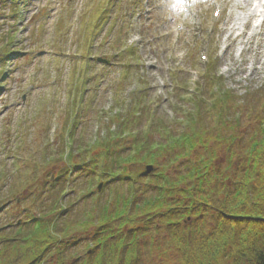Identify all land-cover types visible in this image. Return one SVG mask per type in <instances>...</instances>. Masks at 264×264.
<instances>
[{"label": "rangeland", "instance_id": "obj_1", "mask_svg": "<svg viewBox=\"0 0 264 264\" xmlns=\"http://www.w3.org/2000/svg\"><path fill=\"white\" fill-rule=\"evenodd\" d=\"M148 1L147 6L143 0L1 1L0 236L7 235L8 242L12 238L29 239L28 231L23 230L25 226L8 230L9 225L17 220L27 221L33 215L46 216L50 225L46 242L57 237L65 242L70 239L74 245L65 256V264H83L87 261L85 253L91 241L83 232L93 230L91 226L102 220L101 213L94 216L92 204H106L109 194H114L122 203L135 188L142 193L144 202L156 201L152 196H166L169 185L162 180L167 181V177L176 180L177 175L190 173L193 165L202 170L204 164L214 166L221 162L227 148L223 136H230L234 131L237 136H233L236 139L233 151L244 154L243 148L250 142L247 136L252 126L256 127V117H264V27L258 28L252 37L247 33L249 20L238 28L242 26L238 17L243 16L239 8L248 7V2L241 0H224L218 19L211 16V0H192L187 13L181 12L183 0ZM13 10L18 14L14 19ZM106 15L111 16L109 24L99 29L98 22L107 21ZM177 24L181 28L177 29ZM17 32L19 41L12 43ZM242 32L244 34L238 36ZM135 36L140 42L123 53V48L129 46L126 40ZM120 47L123 50L119 53ZM238 49L243 50L239 57L235 56ZM113 50L118 52L116 60L111 58ZM205 50L216 68V74H210V79L207 74L199 77L203 65L198 57ZM10 51H17L19 55L8 64ZM89 55L104 58L107 64L101 66L95 59H88L85 65ZM3 71L7 77L3 76ZM218 75L222 78L216 80ZM193 82L198 91L201 87L214 91L219 87L220 94L232 93L236 103L228 111L216 112L219 103L215 99L219 97L208 95L205 109L195 104V113L188 94ZM138 101H142L145 116L146 107L155 110L153 119L149 115L147 119L152 131L145 120L140 121L139 126L124 131L126 143L133 134L151 137L152 133L153 139L162 143L167 139L165 136H183L188 132L185 117L190 120L191 114L197 117L204 112L206 119L199 124V133L205 141L210 140L208 146L217 159L214 156L207 159L208 154H203L201 148L199 156L185 151L182 161L176 159V163L170 165L168 160L172 167L169 173L164 165L168 150H163L160 164L165 169L162 171L165 177H152L160 188H153L150 179L137 182L135 187L119 180L96 196L93 191L98 182L94 181V176L85 182V173L89 170L99 173L100 168L105 171L111 164L99 159L100 149L93 146L95 138L117 134L119 123ZM218 119L238 121L225 127ZM158 122H163L166 129H155L154 124ZM70 136H75V145L80 143L81 147L71 146L75 157L63 162L61 148L67 152ZM221 137L223 141L215 144ZM115 143L112 142V147ZM129 154L121 153L123 162L120 164L124 165L121 168L127 166ZM83 163L84 170H73ZM224 165L222 162L221 167ZM117 168L111 170L115 172ZM254 169V174L264 176L263 162ZM65 170L66 183L50 189L49 180ZM263 176L258 180H263ZM253 180L255 177L249 181ZM79 197L84 201L82 204H86L84 207L73 205V210L59 212L62 205L78 203ZM85 197L90 198L83 199ZM88 211V217L97 219L81 222ZM141 215L144 214L138 211L131 218ZM153 220L154 225L139 237V264H184L181 253L169 243L166 224L157 218ZM22 230L24 232L18 235ZM33 245L29 248L33 249ZM119 254L124 256L123 251ZM50 255L53 254L46 252L41 263L34 260L31 264H56L58 261H49L55 254ZM217 259L219 264H230L222 255Z\"/></svg>", "mask_w": 264, "mask_h": 264}, {"label": "trees", "instance_id": "obj_2", "mask_svg": "<svg viewBox=\"0 0 264 264\" xmlns=\"http://www.w3.org/2000/svg\"><path fill=\"white\" fill-rule=\"evenodd\" d=\"M200 130L195 132V138L190 139L189 142H184L185 140L182 138V143H180L174 139V136H169L168 140H172L170 142L171 145L174 144L172 147L179 153L182 151L179 148L185 146V143L187 144L186 147L192 150L194 143L201 137ZM106 142H109V140L106 139ZM132 143L134 146L139 147L137 155L130 159L134 165L138 164L139 166L142 164L141 160L148 164L154 162L157 165L160 151L153 146V140L142 141L136 139ZM106 149V152H108L110 147ZM142 153H146V159H141ZM248 156L250 161L252 158L255 161L253 165L250 163L249 166H246L245 159ZM104 157L111 159L112 154L106 153ZM235 157V168L231 171L230 179L223 177L219 180L221 173L218 170L214 174L218 177L215 182L214 177L208 171L205 172L204 176L200 174L196 178V181H200V183L202 181L206 183L211 178V182L214 184L211 186L210 191L213 192L214 197L220 196L217 198V203L208 195L202 184L201 187H198L196 183L193 188H190L191 184L188 181L189 177H187L176 184H181L182 188L190 191L188 193L189 198H193L194 202L181 206H174L172 202L168 205L166 203L162 204L166 205L164 209L168 219L173 223L171 226H175L174 236L172 237L175 241L173 244L181 253L180 258L184 264H219L217 261L219 255H222V258L226 257L230 264H264V176L261 173L254 174L256 165L260 166L263 162L264 168V149L262 148L259 152L254 153L252 158L249 154L247 156L236 155ZM159 166L160 164L155 167L156 172ZM194 170L197 172L199 168ZM129 175L134 177V183L140 182L139 179L144 176L137 168L130 170ZM261 176H263V180H258ZM127 177L128 175H126ZM254 177L255 180L249 181ZM59 180L61 181L60 186H62L64 178L60 177ZM173 186H175V183ZM178 194L183 198L185 196L183 190ZM208 208L212 209L216 218L213 228L206 230L205 219ZM152 209L141 211L146 215L144 221H147L149 215L153 212ZM103 213L107 214L109 212L103 210L100 216H103ZM187 215H193L196 218L193 225L180 223V218ZM46 230L38 231L29 239L24 238V240L23 237L20 239L12 238L9 239L10 242L6 238L7 235L0 236V264H31L34 260L36 263H41V259L46 253L47 243L51 241L46 242L50 234ZM23 232L22 230L21 233ZM21 233L19 231L18 235ZM2 237H4V240H2ZM106 239L102 244H96L94 250H92L91 261L88 264H139L138 261L132 259L130 253L124 254L120 258L118 255L120 244L111 239ZM32 245L33 249H30L29 247ZM127 252L128 249H125L123 253ZM56 261H58L56 264H65L62 256H57Z\"/></svg>", "mask_w": 264, "mask_h": 264}, {"label": "bare ground", "instance_id": "obj_3", "mask_svg": "<svg viewBox=\"0 0 264 264\" xmlns=\"http://www.w3.org/2000/svg\"><path fill=\"white\" fill-rule=\"evenodd\" d=\"M248 8H246V6L243 7L242 9V12L243 11H246L247 13H245V16L244 18H247L249 19V17H253V16H263L264 17V12L260 11V10H257V9H254L252 10L251 12H248Z\"/></svg>", "mask_w": 264, "mask_h": 264}]
</instances>
